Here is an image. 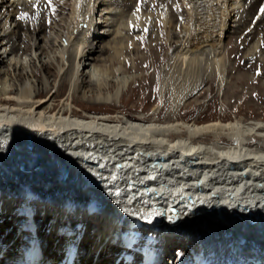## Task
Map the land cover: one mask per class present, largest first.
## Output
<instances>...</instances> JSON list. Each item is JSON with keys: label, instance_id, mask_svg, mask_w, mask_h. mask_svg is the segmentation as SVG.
<instances>
[{"label": "bare ground", "instance_id": "1", "mask_svg": "<svg viewBox=\"0 0 264 264\" xmlns=\"http://www.w3.org/2000/svg\"><path fill=\"white\" fill-rule=\"evenodd\" d=\"M40 1L0 0V264H63L73 247L75 264H113L130 242L140 263L145 254L148 264H172L180 250L175 264H264V118L176 116L178 98L211 78L220 94L226 57L255 62L264 75L260 35L228 55L223 42L237 31L253 36L264 0H166L185 15L171 34V21L151 10L158 0H69L63 28L41 34L49 0ZM62 1L51 0L50 15ZM154 17L173 38L164 59L160 44L151 52L164 62L158 92L172 99L167 115L158 117L159 104L101 111L119 105L137 77L126 74L122 49L128 35L151 32ZM25 21L27 51H39L31 58L46 72L38 86L21 59ZM154 83L145 80L143 97Z\"/></svg>", "mask_w": 264, "mask_h": 264}, {"label": "rangeland", "instance_id": "2", "mask_svg": "<svg viewBox=\"0 0 264 264\" xmlns=\"http://www.w3.org/2000/svg\"><path fill=\"white\" fill-rule=\"evenodd\" d=\"M38 1L39 0H37V2ZM260 2L261 1L255 4L254 8L251 10L249 14V17H251L254 14ZM41 3H44V0H41L39 3H36L37 4L36 6L37 7L40 6ZM43 5L44 6L41 8L45 9L48 18L46 20L47 22L45 28L40 33L48 34L50 31L52 32L62 29L63 28L62 24L65 18L67 17V13H68L69 0H63L61 4L57 6L54 5L56 7L54 10L56 16L50 15L49 11H51V6L49 5V3L45 2ZM151 6H152L151 10L153 13H155V15H158L157 11H159L163 15H165V17L168 20L171 21L173 27L170 29V34L176 32L181 28V23L185 21V15L183 13H182L183 15L176 13V8H177L176 4H171L169 2H166V0H158L155 5H151ZM59 9L62 12H60ZM249 22H250V18L248 19L247 23ZM23 24H25V26H21L18 30L20 37L24 38V39L22 38L24 46L20 50L26 49V53L23 54L21 59L23 61V64L26 66L25 70L29 74L31 84L35 83V85L37 84L38 86L42 76L43 75L45 76L46 72L41 69L40 62L38 61V59H35L34 61V59L31 58L32 56L33 57L37 56L39 51H36L35 55L34 53H31L30 50L27 51L28 50L27 34H32V31L27 28L28 21H25V23ZM258 25L259 26L256 28L255 32L253 33V36L247 40H244L239 35H237L238 31L231 33L227 37H225L223 40L225 46L224 48L225 55L229 54L228 52L230 51V46L236 43L240 45L241 47L240 50L242 52V50H244L248 46V44H250V42L257 39L259 35H260L258 38L259 43L256 50L257 51L260 50L264 52V42H263L264 19L260 20ZM40 33L38 34V36H41ZM137 36L139 37L128 35L129 44H127V46L123 47L122 49V53L126 58L125 62H123L124 65L123 67L125 68L126 74L133 73L136 74L137 77L133 78V80L128 83V88L126 91L123 92L122 101L119 105H113V106L108 105L106 106V108H104L101 111L111 113L116 110H119L127 114H136L140 112H148L152 104L153 105L159 104V113H157V115L158 117H163L167 115V110L169 106L172 104L171 101L172 99L170 96H163L161 98L159 96V92H158L159 80L162 77L161 70L163 68L164 62L163 60H159V61L154 60L151 57L152 56L151 52L154 50L155 47H157V44H160L161 50L159 53L162 59H164L169 51L168 49L169 42L172 41L173 38L167 36L165 32V27L162 26L159 19L156 17L153 18L151 32L149 29V31L147 30L145 34L137 33ZM107 38L108 37L104 36L102 38L103 39L102 42H104L105 39L107 40ZM1 50H3V48ZM49 53L50 54L48 55L42 54L41 58L43 56V59L47 60L49 57L55 55L53 52H49ZM106 54L107 52H103L102 56H105ZM238 54H240V51ZM8 57H11V55H7L6 57H4V60H6ZM143 60L146 62L145 65H142ZM225 61L227 65L230 66L231 69L228 68L226 71L228 79L227 82L223 85L222 89L220 90V94H218L216 90L217 82L215 81L214 78H211L212 80L205 82L202 85V87L197 91V93L193 95H189L188 97L184 98L182 101L180 100V98H178L177 101L180 103L178 109L176 110L177 112L176 116L182 117L184 119H196L198 121H203L217 117L226 118V117H230L231 115L243 116L247 118L262 116L264 118V93L263 92L261 93V90L258 89L259 81L261 82V85L264 87V75L258 74L259 72L256 69L255 62H250L246 64L242 62L243 63L242 64L240 63L241 62L240 61L239 63H237V59L232 56L230 58L229 57L224 58V62ZM130 65L131 66L133 65V69L129 68ZM1 66L4 67V62H1ZM34 70L35 72L37 71L38 73L35 74ZM241 72L249 73L253 78H251L250 80L247 79L246 80L247 83L244 79H237V75H239V73ZM149 77H152L155 83L153 85L152 92H150L149 95L147 94L145 98L143 97L142 94V92H144L143 83ZM258 78L260 79L258 80ZM18 79L21 80V77H18ZM53 79H55L54 74L50 75V81L52 83H53ZM65 91H66V86H64L62 92L59 93L56 96V98L62 96L65 93ZM73 105L75 108L79 109L78 111L81 112L90 111L89 109L84 108L82 105H80V103L74 102ZM172 251L177 252V249L173 248ZM175 252H173V254ZM178 253L179 254L175 253V255H173L172 258L170 259V262L172 264L177 263V261L184 256L183 251L178 250ZM211 262L210 264H212Z\"/></svg>", "mask_w": 264, "mask_h": 264}, {"label": "snow or ice", "instance_id": "3", "mask_svg": "<svg viewBox=\"0 0 264 264\" xmlns=\"http://www.w3.org/2000/svg\"><path fill=\"white\" fill-rule=\"evenodd\" d=\"M51 2V0H49V3ZM137 11H139V7H137ZM260 11H261V13H264V7H261V9H260ZM26 15V14H25ZM101 166H103V165H101Z\"/></svg>", "mask_w": 264, "mask_h": 264}, {"label": "water", "instance_id": "4", "mask_svg": "<svg viewBox=\"0 0 264 264\" xmlns=\"http://www.w3.org/2000/svg\"><path fill=\"white\" fill-rule=\"evenodd\" d=\"M27 146H30V140H27ZM227 235H230V233H227Z\"/></svg>", "mask_w": 264, "mask_h": 264}]
</instances>
